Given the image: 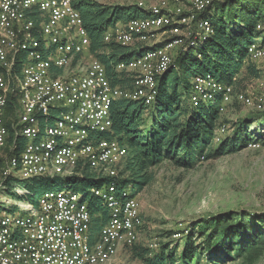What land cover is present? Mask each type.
<instances>
[{
	"label": "built area",
	"instance_id": "built-area-1",
	"mask_svg": "<svg viewBox=\"0 0 264 264\" xmlns=\"http://www.w3.org/2000/svg\"><path fill=\"white\" fill-rule=\"evenodd\" d=\"M213 1L194 0L189 9L182 0H174L173 6L163 1L146 10L150 16L109 28L105 40L123 45L136 40L149 42L161 29L179 36L119 63L117 70L132 72L134 78L133 87L123 89L112 85L105 65L91 53V39L74 0H0V190L10 186L9 180L14 185L17 170L25 179L46 174L68 178L80 173V163H89L110 177L104 186L91 189L110 212L93 240L91 213L78 191L45 190L37 205L1 196L0 264H108L120 245L136 243L142 224L140 202L129 189L119 190L117 186V165L126 159L128 151L116 139L101 134L111 130V106L116 98L141 99L151 105L158 92V76L173 62L171 50L186 39L193 44L213 33L210 20L198 17ZM22 54L25 58L17 71ZM249 56L252 61H263L258 65V80L264 86V43L252 44ZM15 91V117L9 127L6 111L9 96ZM218 97L225 106L234 100L255 106L244 90L237 92L212 74L195 78L190 96L194 105ZM55 101L60 102L59 107L54 106ZM56 110L59 113L54 122L46 121L42 127L41 119ZM259 145L251 143L249 147ZM7 147L8 153L4 152ZM16 206L22 215L15 216Z\"/></svg>",
	"mask_w": 264,
	"mask_h": 264
},
{
	"label": "trees",
	"instance_id": "trees-1",
	"mask_svg": "<svg viewBox=\"0 0 264 264\" xmlns=\"http://www.w3.org/2000/svg\"><path fill=\"white\" fill-rule=\"evenodd\" d=\"M74 6L80 11L88 30L91 53L105 65L112 85L123 89L132 88L134 78L132 72L117 70L119 63L128 62L146 50L164 46L179 37L169 29H161L169 34L153 44L142 40L128 45L106 41L105 33L109 28L148 17L151 13L134 3L74 0ZM198 17L210 20L213 33L197 38L193 44L189 39L184 41L169 68L158 76L154 102L147 105L141 99L118 97L112 103V127L101 136L116 139L127 148L126 159L117 165L119 190L129 189L132 195H137L154 181L155 168L166 162L191 169L201 162L238 152L251 143H264L263 111L236 119L229 133L219 135V130L226 129L229 124L222 118L223 112L229 105L240 103L234 100L225 106L221 97L200 105H194L190 100L198 76L212 74L219 81L233 85L237 92L246 87V79L261 76L258 65L250 59L249 48L254 43H264V0H214ZM24 58L22 54L17 71L22 68ZM16 104L15 91L9 96L6 111L9 127L15 117ZM58 113L56 110L42 118V127L46 121L53 123ZM21 141L23 143V139ZM4 152L8 153L9 148ZM77 169L78 175L68 177L66 182L49 190L71 188L82 191L92 217L90 238L93 240L110 218V212L91 189L104 186L110 177L89 163H80ZM50 179L43 176L29 182L26 193L12 194L22 199L41 196L44 191L40 192V189L48 185ZM7 183L12 184L10 180ZM38 200L33 203L37 205ZM263 254L264 212L244 210L199 218L192 222L187 234L158 243L156 247L150 244L135 248V256L144 264H226L236 260L255 264Z\"/></svg>",
	"mask_w": 264,
	"mask_h": 264
},
{
	"label": "rangeland",
	"instance_id": "rangeland-1",
	"mask_svg": "<svg viewBox=\"0 0 264 264\" xmlns=\"http://www.w3.org/2000/svg\"><path fill=\"white\" fill-rule=\"evenodd\" d=\"M105 4H137L143 10L161 5L163 1L174 5V0H96ZM185 9H189L194 0H182ZM169 33L163 30L155 31L149 44L163 40ZM179 47L171 50L173 58ZM30 58L26 60V64ZM88 60L84 59V63ZM262 65L263 61H254ZM69 70V69H68ZM245 88L242 89L253 99L255 106L248 107L243 104L229 105L222 114V118L229 121L226 135L231 131L232 122L245 117L254 111L264 112V86L258 79H246ZM55 107L60 106L59 101L54 102ZM227 106V105H226ZM23 107L19 105V113ZM22 144V143H21ZM154 181L143 191L137 194L140 202V215L142 224L138 228V238L133 246H119L117 255L113 259L115 264H144L135 256V248L140 245L163 243L176 239L175 234H187L191 230L193 221L227 211L264 212V143L257 147H247L238 152L221 158L212 159L197 164L194 168L185 169L166 162L155 168ZM15 184L0 190L1 196L16 201H30L33 203L40 195L22 199L17 188L25 189L28 183H33L43 176L25 179L17 170L14 173ZM49 176L48 185L42 187L40 192L52 189L56 184L67 181L64 175ZM44 176V177H45ZM83 194L82 191L79 192ZM1 201V200H0ZM13 212L10 211L9 215ZM15 216L23 214L21 208L14 207ZM226 264H245L241 260L227 262ZM264 264V254L255 262Z\"/></svg>",
	"mask_w": 264,
	"mask_h": 264
},
{
	"label": "crops",
	"instance_id": "crops-1",
	"mask_svg": "<svg viewBox=\"0 0 264 264\" xmlns=\"http://www.w3.org/2000/svg\"><path fill=\"white\" fill-rule=\"evenodd\" d=\"M119 25H121V23H119ZM154 43V42H153ZM108 264H115V263H113V261L112 262H110V263H108Z\"/></svg>",
	"mask_w": 264,
	"mask_h": 264
}]
</instances>
